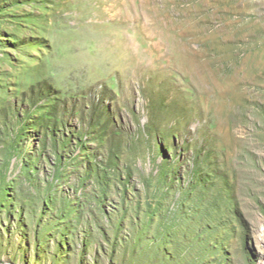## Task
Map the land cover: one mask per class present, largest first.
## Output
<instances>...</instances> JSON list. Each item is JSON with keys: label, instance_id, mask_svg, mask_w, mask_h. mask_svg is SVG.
Here are the masks:
<instances>
[{"label": "rangeland", "instance_id": "obj_1", "mask_svg": "<svg viewBox=\"0 0 264 264\" xmlns=\"http://www.w3.org/2000/svg\"><path fill=\"white\" fill-rule=\"evenodd\" d=\"M0 264H264V0H0Z\"/></svg>", "mask_w": 264, "mask_h": 264}]
</instances>
